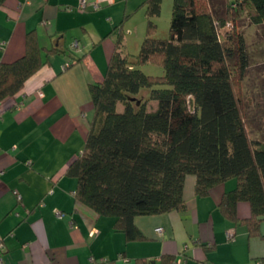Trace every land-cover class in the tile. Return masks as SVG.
Segmentation results:
<instances>
[{
  "label": "crops",
  "instance_id": "0c3cea01",
  "mask_svg": "<svg viewBox=\"0 0 264 264\" xmlns=\"http://www.w3.org/2000/svg\"><path fill=\"white\" fill-rule=\"evenodd\" d=\"M143 1L4 0L0 5V62L24 54L31 30L42 47L59 50L0 103L5 264H176L179 257L181 264H259L264 257V237H249L241 222L250 216L249 203H237V221L220 210L222 196L237 186L234 177L200 196L195 176L187 174L184 208L136 216L141 238L131 241L115 217L98 215L75 197L77 180L66 170L82 151L94 116L89 85L103 80L119 26L123 54L126 31L144 28ZM231 228L235 235L229 240ZM260 232L264 236V220Z\"/></svg>",
  "mask_w": 264,
  "mask_h": 264
},
{
  "label": "trees",
  "instance_id": "16d2710c",
  "mask_svg": "<svg viewBox=\"0 0 264 264\" xmlns=\"http://www.w3.org/2000/svg\"><path fill=\"white\" fill-rule=\"evenodd\" d=\"M161 3L140 5L146 35L134 58L120 50L119 26L103 80L89 85L94 116L66 170L77 180L75 197L98 215L115 217L131 241L141 238L136 216L184 208L187 174L195 176L200 196L234 177L237 186L222 196L220 210L237 221V203L247 201L251 213L241 222L249 237H264V144L249 137L235 86L247 65L245 42L234 30L223 33L243 14L264 24V0H173L168 38L154 36ZM58 51L42 47L35 30L28 31L24 54L0 62V103ZM146 62L159 63L163 75L145 74L138 65ZM143 90L146 99L136 104Z\"/></svg>",
  "mask_w": 264,
  "mask_h": 264
},
{
  "label": "rangeland",
  "instance_id": "374dc122",
  "mask_svg": "<svg viewBox=\"0 0 264 264\" xmlns=\"http://www.w3.org/2000/svg\"><path fill=\"white\" fill-rule=\"evenodd\" d=\"M172 1L167 5L165 0L161 3L160 15L155 19V37H169ZM226 30L228 32L234 30L244 38L247 65L242 76L237 74L235 86L242 99V110L248 135L251 139L264 144V24L252 23L248 16L243 14L235 22H227L223 33ZM126 32L124 50L134 58L146 35V24L139 33L136 31ZM138 68L145 74L154 77L162 76L164 73L163 67L157 62H146L138 65ZM147 94L146 90L138 94L137 100L139 101L136 104L146 99ZM154 104L156 105V102ZM147 107L151 109L154 106L149 101ZM122 110L123 105L118 103L117 111L121 112Z\"/></svg>",
  "mask_w": 264,
  "mask_h": 264
},
{
  "label": "built area",
  "instance_id": "2783aa9c",
  "mask_svg": "<svg viewBox=\"0 0 264 264\" xmlns=\"http://www.w3.org/2000/svg\"><path fill=\"white\" fill-rule=\"evenodd\" d=\"M77 45H78V43H77V42H74V43L71 45V48L74 49V48L77 47ZM71 64H72V62H70V61L67 62V63H65V64L62 66V69H63V70L67 69L69 66H71ZM39 94H40V93H39ZM55 214H56L58 217L62 216V212L59 211V210H55ZM156 232H157L158 234H162V232H163V228H162V227H158V228L156 229ZM92 234H93V231H91L90 235H92ZM226 235H227V238H228L229 240L234 239L235 230H234L233 228L228 229L227 232H226ZM182 261H183L182 258L179 257V258L176 260V264H181ZM0 264H5L4 259H3V242H2L1 239H0Z\"/></svg>",
  "mask_w": 264,
  "mask_h": 264
}]
</instances>
